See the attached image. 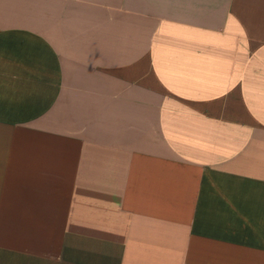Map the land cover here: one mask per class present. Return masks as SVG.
Masks as SVG:
<instances>
[{"label":"crops","instance_id":"1","mask_svg":"<svg viewBox=\"0 0 264 264\" xmlns=\"http://www.w3.org/2000/svg\"><path fill=\"white\" fill-rule=\"evenodd\" d=\"M0 264H264V0H0Z\"/></svg>","mask_w":264,"mask_h":264}]
</instances>
